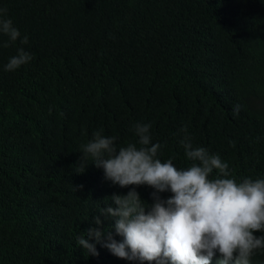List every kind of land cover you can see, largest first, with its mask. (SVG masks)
I'll list each match as a JSON object with an SVG mask.
<instances>
[{
  "label": "trees",
  "instance_id": "obj_1",
  "mask_svg": "<svg viewBox=\"0 0 264 264\" xmlns=\"http://www.w3.org/2000/svg\"><path fill=\"white\" fill-rule=\"evenodd\" d=\"M0 8L33 56L7 72L21 45L0 48V264H138L102 244L99 256L77 246L114 194L135 187L152 203V188L113 185L94 165L79 175L81 145L100 129L126 145L137 140L131 126L148 123L162 162L183 169L178 130L187 126L237 181L264 179V0H0ZM100 219L102 231L114 223ZM251 264H264V252Z\"/></svg>",
  "mask_w": 264,
  "mask_h": 264
},
{
  "label": "clouds",
  "instance_id": "obj_2",
  "mask_svg": "<svg viewBox=\"0 0 264 264\" xmlns=\"http://www.w3.org/2000/svg\"><path fill=\"white\" fill-rule=\"evenodd\" d=\"M7 12L0 8V48L17 41L21 45L3 66L13 72L33 56L23 47L28 36ZM150 129L148 123H134L131 130L137 140L126 145H118V137L100 129L81 145L79 175L94 165L113 185L148 186L153 192L152 203L143 201L135 187L126 195L111 196V205L101 207L93 220L98 227L89 228L86 237H77V246L87 256H99L96 244H102L114 256L138 264H212L217 253V264H251L257 252H264V235H254L264 232V179L237 181L219 154L194 145L187 126L178 135L189 165L178 169L172 159L162 162L164 146L153 143ZM168 192L169 198L161 197ZM101 215L114 222L103 231ZM113 228L121 241L114 238Z\"/></svg>",
  "mask_w": 264,
  "mask_h": 264
}]
</instances>
